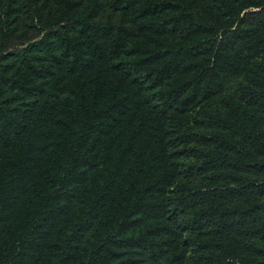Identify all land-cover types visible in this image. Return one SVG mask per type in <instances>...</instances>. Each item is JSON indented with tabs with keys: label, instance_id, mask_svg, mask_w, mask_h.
<instances>
[{
	"label": "trees",
	"instance_id": "16d2710c",
	"mask_svg": "<svg viewBox=\"0 0 264 264\" xmlns=\"http://www.w3.org/2000/svg\"><path fill=\"white\" fill-rule=\"evenodd\" d=\"M0 264H264V0H0Z\"/></svg>",
	"mask_w": 264,
	"mask_h": 264
}]
</instances>
